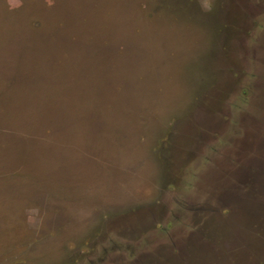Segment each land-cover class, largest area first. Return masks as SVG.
Listing matches in <instances>:
<instances>
[{
	"label": "rangeland",
	"instance_id": "obj_1",
	"mask_svg": "<svg viewBox=\"0 0 264 264\" xmlns=\"http://www.w3.org/2000/svg\"><path fill=\"white\" fill-rule=\"evenodd\" d=\"M0 264H264V0H0Z\"/></svg>",
	"mask_w": 264,
	"mask_h": 264
}]
</instances>
